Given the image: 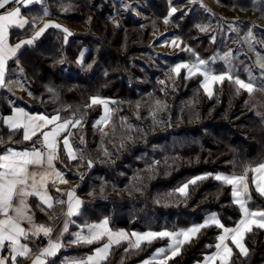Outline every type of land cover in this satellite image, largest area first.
Masks as SVG:
<instances>
[{"label": "trees", "instance_id": "trees-1", "mask_svg": "<svg viewBox=\"0 0 264 264\" xmlns=\"http://www.w3.org/2000/svg\"><path fill=\"white\" fill-rule=\"evenodd\" d=\"M117 1L45 0L48 19L61 27H48L9 63V68L20 69L17 79L20 74L33 110L86 120L70 135L77 159L68 160L63 153L68 181L84 202L65 241L78 224L105 217L112 228L128 229L176 228L198 221L211 210L221 213L226 222L233 221L238 212L230 187L213 179L211 173L219 169L242 173L263 161L264 124L248 108L247 92L238 94L228 81L216 85L209 97L199 77L186 79L181 72L175 84H161L149 67L142 72L138 57L151 41L153 26L169 13V0H147L142 8L145 19ZM217 1L228 14L232 8L264 12V0ZM169 18L167 24L199 55L208 57L217 48L209 33L198 27L209 20L200 5L178 8ZM65 28L72 35L66 36ZM15 32L19 33L13 31V39L21 36ZM84 47L88 51L79 62ZM10 76L14 81L16 74ZM138 81H143L140 86ZM92 95L116 100L108 131L92 125L99 112L88 106ZM7 98L0 93V117L11 110ZM0 140V152L21 143L19 132L5 127L2 119ZM197 173H207V179L190 184L186 197L176 192ZM254 199L253 206H264L261 198L255 195ZM63 209L59 204L54 209L38 208L37 216L51 223L49 217H57ZM216 232L215 227L204 228L168 264H191L203 258L213 248ZM253 232L246 238L248 256L236 253V264H264V232ZM96 243L78 246L87 253ZM152 248L129 249L128 243L121 242L113 246L107 264L137 263ZM47 264H58V258Z\"/></svg>", "mask_w": 264, "mask_h": 264}, {"label": "snow or ice", "instance_id": "snow-or-ice-1", "mask_svg": "<svg viewBox=\"0 0 264 264\" xmlns=\"http://www.w3.org/2000/svg\"><path fill=\"white\" fill-rule=\"evenodd\" d=\"M40 2L41 0H0V86L5 84L8 62L17 57L21 48L34 44L48 27H61L58 24L53 25L49 22L44 25V28L36 31L29 39L20 40L15 45L9 43L12 29H24L34 22L22 15V9ZM125 8H131V5L125 4ZM261 10L264 11V4L261 5ZM43 12L47 14V9H43ZM176 12L177 9L172 7L168 17L173 16ZM167 22L168 18H165V23ZM198 27L201 32L208 31L206 25ZM63 31L69 36L72 35L67 28L63 29ZM247 38L249 40L254 39L251 31L247 33ZM171 44L174 47L180 46L175 40ZM186 50L192 52L196 57L195 60L191 63L176 64L172 68V72L176 77H179L181 70H186V79L202 76L201 87L207 96L212 97L214 95V87L218 84L222 85L225 81L235 85L238 94L241 91L252 94L257 90V85L253 82L251 76L246 80L241 78L238 72L235 71L231 62L230 52L220 57L227 64V70L217 73L209 66V61L200 58L191 48ZM260 67L264 69V63H261ZM245 71L250 72L249 69H245ZM160 83L163 84L165 82L160 81ZM49 91L52 90L49 89ZM90 100L89 107L102 105L104 109V115L97 123L106 124L110 121L111 108L109 105L115 102L99 96L91 97ZM157 104L159 105L160 102L157 101ZM0 119L13 132L23 130V139L25 141H31L37 134L42 136L41 147L39 148L33 147L31 150L21 151L7 148L3 154H0V253L4 251L8 253L7 255L0 254V264H18L19 258H28L32 253L28 241L32 237L40 236L47 237L48 244L39 250L33 260V264H47V258L56 256L63 245L59 238H52L53 225L37 224L34 221L32 208L28 201L30 197L38 198L40 203L37 207H40L41 210L54 209L57 204L66 205V212L63 215L67 218L79 213L84 202L76 196L75 189L63 194L67 197L66 200H54L49 194L48 184L49 182H55L53 178L58 179L60 182H67L63 173L56 170L54 165V161L58 158L57 153L60 143L63 144L69 159L75 160L77 156L69 139L71 133L65 135L62 141H58V137L61 133L67 132L70 126H79L81 121L62 120L59 114L52 117L44 114H30L23 108H16L11 115ZM49 126H52L50 130ZM0 143H3V141L0 140ZM81 143H83V138ZM91 166L92 162L88 161V167L91 168ZM249 173H252L251 183L255 186L256 193L264 198V162L254 167H246L241 174H217L214 177L215 180L223 185L231 187L233 203L238 206L241 212V218L234 227H225L218 216L213 213L203 223L178 231L132 232L130 236L135 238L133 242L127 232L123 230L113 231L109 227V220L105 218L99 223L86 225L87 235L83 234V232L76 233L74 242L93 244L96 241L105 239L107 242L96 248L92 255L85 259L73 261L71 264H107L113 246H118L125 240L129 241V249H139L143 242L151 243L152 240L157 238H169L171 243L168 248H160L155 254V257H161L158 264H168L169 260L180 254L181 248L185 244H190L197 238L202 229L213 225L223 231L214 246L216 251L205 257L204 264H236L234 248L240 256L247 257L249 250L245 244V237L249 234H254V228L264 230V207H250L253 196L249 184ZM203 179H207V176L195 177L176 189V192L186 197L189 185L196 184L197 181ZM101 191L103 192V189ZM25 222L29 225L28 228L24 227ZM68 224L69 220L65 219L60 235L68 231ZM229 240L231 244L228 243ZM129 249H125V251ZM153 259L145 260L143 264H153Z\"/></svg>", "mask_w": 264, "mask_h": 264}, {"label": "rangeland", "instance_id": "rangeland-1", "mask_svg": "<svg viewBox=\"0 0 264 264\" xmlns=\"http://www.w3.org/2000/svg\"><path fill=\"white\" fill-rule=\"evenodd\" d=\"M106 1L112 2L114 0H106ZM119 1L117 2L120 3L121 5H124L123 7H125V4H130L131 8H128V10H130L133 14H135V16L139 17L140 19H145L147 17V15L142 11V8L145 9L144 3L147 0H125V1L119 0ZM194 4L200 5L206 12H208V16H209V20L207 22L208 24L205 23L203 26L206 25L208 27V31H206V33H209L210 35L209 39L213 43H217V48L214 50V52L208 57H206V56L199 55L196 51H194L189 45H187L185 41H183L176 34L174 29L167 24L168 22L165 23V18H168V21L170 20L167 14L166 16L163 17V21L161 22V24H157L153 26L154 29L152 28L153 30L151 32V35H152L150 39L151 41L148 44L147 48L139 55L138 57L139 63L137 64V66L142 70V72H145L146 68L149 67L150 71H152V73L155 72L156 77L158 76L159 81L170 82V83L173 82L172 84H175L176 82L175 79L177 77L172 72V68L178 63H184V62L191 63L196 58L192 54V52H189L186 50L187 48H191L193 52L199 55L200 58L204 59L205 61H209L210 62L209 66L212 69H214L217 73L224 72L227 70V67H228L227 64L225 63L223 59H220V57H223L225 53L230 52L231 62H232V65L234 66L235 71L238 72L241 78L246 79V80L249 78V76H251V78L253 79V82L257 85V90L254 93L252 94L247 93V98L245 102L248 108L252 111V113L264 124V69H261L260 67V64L264 63V12H260L254 9L239 10L236 8H232L231 10L227 9V12H229L228 14L226 13V9H222L223 7L218 3L217 0H169V12L172 7H175L176 9H178V8H182L186 6H191ZM214 15L216 17H214ZM148 22L152 24L150 19L148 20ZM39 24L34 25L33 27L34 34L36 31H39L42 28V26H39ZM249 31L252 32V36L254 37V39L249 40L247 38V33ZM173 40L177 41V43H179L180 46L179 47L172 46L171 42ZM87 51H88V48H85V47L81 50L79 57H78L79 62L86 55ZM245 69H249L250 72L245 71ZM19 71L20 69L17 68L18 73ZM181 72H183L187 76L186 70H181ZM196 77L197 79L200 78V83H202L203 77L202 76H196ZM135 78L140 79V75H136ZM142 82L138 81L136 84L140 86ZM94 96L106 98L114 102L116 101L114 98L106 97L102 95H92L91 97H94ZM90 103H91V100H90ZM94 106L96 107V109H98L99 112L97 116L93 119V124H92L93 127L98 129L99 131H108L111 128V125H112L111 120L115 112L114 103H111L109 105V107L111 108V119L106 124L97 123L98 121H100L101 117L104 115L103 106L102 105H94ZM66 120H80L81 124L77 127L83 126L86 122L85 118L76 119V118L66 117ZM74 129L75 127H70L69 133L72 134ZM80 136H81V133H80ZM72 147L76 154V150L73 144H72ZM65 154H66V151H65ZM66 156L68 160H71L68 158L67 154ZM261 162H264V160ZM261 162H258L252 166L254 167ZM70 170L74 173L78 172L77 168H70ZM217 174H229L230 175V174H233V172L219 169L211 173L212 178L214 179L215 175ZM235 174H241V173H235ZM206 175L208 174L207 173H197L193 175L191 178H189L187 181L180 184L176 189L188 183L195 177L206 176ZM251 178H252V173H249V184H250V188H251L252 196H253V200L250 202V207L252 208L264 207V206H253V203L256 202V200L254 199L255 195L261 198L263 201H264V198L260 197L256 193L255 186L251 183ZM65 187H66L65 188L66 192L69 190L75 189L74 184H70L68 182H67V186ZM75 194L80 200H82V197L77 194L76 190H75ZM230 195H231V187H230ZM231 200L233 202L232 195H231ZM235 207H236V211L238 212V217L231 222H226L225 219L222 217L221 213H219L217 210H211L205 213L204 216L201 217V219H199L198 221L191 222L190 224L183 225V226L176 227V228H169L166 226H162L160 228H146V229H128L126 227L112 228L110 225V222H109V227L113 231L123 230L127 232L129 236L132 232L144 233L148 231L160 232L164 230L178 231L180 229L188 228L192 225L203 223L204 220L210 214L215 213L220 219L221 223L224 224L225 227L231 228V227H234L235 224L241 218V212L238 206L235 205ZM80 214H81V208L78 214L72 216V219L79 217ZM104 219L105 218H101L98 221L88 222V224L99 223ZM210 227H215L217 230V232L215 233L216 234L215 238H213V248L211 249V251L205 253L203 258L197 259L193 261L191 264H204L205 257L216 251L214 246L218 242V237L219 235L222 234L223 230L214 225ZM202 230L198 234L197 238H195L192 242L198 239V237L202 233ZM260 230L261 229L259 228L253 229V231H260ZM87 231H88L87 228L85 226H82L80 227V229L75 231V234L78 232H83V234L87 235ZM261 231L264 232V230H261ZM75 234H74V238L76 240ZM246 238L247 236L245 237V244L247 246ZM130 239L133 242L135 240V238L131 236H130ZM96 242H97L96 243V246H97L99 241H96ZM123 242L128 243V247H129L128 240H125ZM170 243L171 241L169 238H157V239L152 240L151 243L143 242L141 246L142 245H146L147 247L153 246V248L148 252V255L146 257H144L143 259L139 260V262L134 263V264H143L145 260L153 259L158 249L160 248L167 249ZM228 243L231 244L230 240L228 241ZM188 245L189 244H185L181 248V251L184 247ZM76 246H77L78 253L84 252L83 249H81L80 247L81 245L78 246V243H77ZM234 252L238 253L235 248H234ZM160 258L161 257H155V259H153V264L158 263Z\"/></svg>", "mask_w": 264, "mask_h": 264}, {"label": "crops", "instance_id": "crops-1", "mask_svg": "<svg viewBox=\"0 0 264 264\" xmlns=\"http://www.w3.org/2000/svg\"><path fill=\"white\" fill-rule=\"evenodd\" d=\"M44 1L45 0H41V2L38 4H34V5L29 6L26 9H22V15L25 17H28L30 21H34V22L30 23L24 29H19V28L12 29L10 31V36H9V43L10 44L15 45L20 40H26V39H29L31 36H33L34 35L33 27L35 24L40 23L39 26H42V28H44V25L46 23H49V22H51L53 25L58 24V23L48 19V17H47L48 9L45 6ZM43 9H47V14H44ZM13 31H19V33H16V32L15 33L19 34V35L21 34V36H19V38H17V39H13L11 36V35H13ZM22 34H24V35H22ZM23 48H21V49H23ZM10 62H11V60L8 62L6 75H5V84L3 86H0V93H4V95H6L8 97L7 103L11 106V110L9 112L3 114L0 118L7 117V116L11 115L16 108H23L26 112H28L30 114H44L48 117H52V116L59 114L56 112L55 113L39 112L38 110L32 109L31 105L27 101V98H28L27 95L24 94L26 92V86L24 85V82L21 81L20 74H19V79H17L18 78L17 68H15V67L9 68ZM12 73L16 74L14 81H12L11 76H10ZM15 100H17L18 102L13 103ZM61 118H62V120H66V117H64V116H61ZM2 123H3V121H2ZM3 125L5 127H7V125H5L4 123H3ZM51 127L52 126H49V130ZM70 127L68 128L67 132H63L59 135L58 141H62L64 135H67L69 133ZM18 132L20 134L21 143L18 146H10L7 148H12V149L21 151V150H31L33 147H37V148L41 147L42 136L40 134H37L36 137H33V139L31 141H25L23 139V130H20ZM39 136H41V139L38 138ZM69 139L71 141V136L69 137ZM5 150L0 152V154H3V152ZM63 153H65L64 148H63V144L60 143L59 150L57 153L58 158L54 161V165H55V169L60 171L61 173H63L66 181L69 183L68 178H67V174L65 171V167L63 166V163H62L63 162ZM53 179L55 180V182L54 183L49 182V184H48L49 194L54 198V200H66L67 197L63 194L66 193V189H65L66 187L65 186H67V182L64 183V182H60L58 179H55V178H53ZM28 202L32 208L34 221L37 224H51V225H53L54 226V232L52 234V238L53 239L59 238L60 242L63 245L60 248V250L57 252L56 256L47 258V263L50 260L58 258V264H71V262H73V261L85 259L89 255H92L96 248L101 247L104 243L107 242L106 239L101 240V241H99L98 245L91 252H87V253L86 252H79L78 253L77 251H75V248H74V246L77 244V242H74L75 241L74 234H75L76 230L80 229V227H82V226H86L88 223L78 224L76 229L73 230L71 238H69L68 241H65L64 237H65L67 232H63V235H60V233L62 232V229H63L64 220L65 219L69 220L68 227L70 226L71 223L76 222V218H74L75 219L74 220V219H72V217L67 218L63 215V213L66 212V205H64V209L60 215H58L57 217L55 215V216H53V218L50 216L49 218L52 219V222L46 223V222H42L39 219V216H37V210H38V208H40V207H37V205L40 203L38 198L30 197ZM24 227H26V228L29 227L27 222H25ZM39 240H42V241H39ZM28 243H29V247L32 249V253L28 258H19L18 264H33V260L35 259L39 250L43 249L45 246H47L48 238L43 237V236L32 237L31 240L28 241ZM0 254L7 255L8 253L6 251H4Z\"/></svg>", "mask_w": 264, "mask_h": 264}, {"label": "built area", "instance_id": "built-area-1", "mask_svg": "<svg viewBox=\"0 0 264 264\" xmlns=\"http://www.w3.org/2000/svg\"><path fill=\"white\" fill-rule=\"evenodd\" d=\"M38 138L41 139V136H39Z\"/></svg>", "mask_w": 264, "mask_h": 264}]
</instances>
